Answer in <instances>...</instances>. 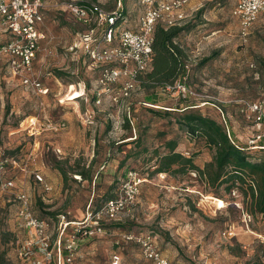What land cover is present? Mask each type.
Here are the masks:
<instances>
[{
    "label": "rangeland",
    "instance_id": "obj_1",
    "mask_svg": "<svg viewBox=\"0 0 264 264\" xmlns=\"http://www.w3.org/2000/svg\"><path fill=\"white\" fill-rule=\"evenodd\" d=\"M65 1L44 0L47 39L35 73L49 89L47 95L39 97L0 64V148L9 160L0 175V264H33L21 255L27 236L19 226L20 192L30 196L34 213L48 220L49 232L58 240L60 214L81 222L91 200L96 207L115 196L130 169L145 179L136 203L120 220L105 222L107 234L81 236L74 264H110L114 254L121 256L120 264H154L137 245L122 240V231L152 234L172 264H264V215L251 211L241 185L235 197L225 184L210 185L200 173L155 172L158 155L169 152L165 144L173 138L179 139L176 151L195 156L201 169L212 160L213 152L203 142L179 130L176 118L188 108L217 121L224 115L245 146L264 134L239 110L240 100H264V14L244 39L232 13L235 0H192L182 23L191 29L177 40L188 54L187 74L180 82L189 93L139 87L117 104L107 99L95 105L98 71L84 62L80 49H70L87 28L63 11ZM98 1L126 15L128 22L116 29L137 23L144 10L142 0ZM4 30L0 25V43L10 38ZM149 94L157 97L155 105L146 102ZM152 109L170 112V118ZM35 118L39 126L48 120L66 125L35 133L27 128ZM87 168L90 178L75 176ZM36 173L44 180L38 181ZM7 181L13 185L5 187Z\"/></svg>",
    "mask_w": 264,
    "mask_h": 264
},
{
    "label": "built area",
    "instance_id": "obj_2",
    "mask_svg": "<svg viewBox=\"0 0 264 264\" xmlns=\"http://www.w3.org/2000/svg\"><path fill=\"white\" fill-rule=\"evenodd\" d=\"M192 0H142L144 10L136 23V28L124 27L116 29V25L126 21L122 12L107 10L98 0L90 3L82 0H67L62 3L63 11L67 12L84 25L87 30L81 33L77 44L70 49H80L84 62L89 63L98 71L96 79L95 105L107 100L117 104L123 97L139 88V76L152 68L154 32L157 25L166 27L182 25L188 19L184 8ZM44 0H0V25L10 36L9 40L0 43V64L8 67L14 77L30 88L39 97L48 94L35 73V61L40 51L41 43L47 39L42 28L44 23ZM233 16L239 21L241 38L246 39L251 28L259 17L264 14V0H235ZM76 51V50H75ZM167 90L183 96L189 89L180 81ZM240 112L252 120L258 129L264 128V100H240ZM41 104H43L41 102ZM223 118L225 119L224 115ZM35 118L28 126L38 131H60L66 123L48 120L37 124ZM227 130L230 135L229 127ZM250 140V148H264L257 144L264 139V134ZM9 164L5 153L0 148V175ZM78 179L81 177L75 175ZM38 181L43 176L36 173ZM144 178L137 170L130 169L122 181L119 192L107 200L100 208L95 209L91 203L87 205L85 219L72 221L62 213L58 216V240L52 238L49 232V222L34 213L32 201L26 192L17 195L19 202V226L26 230V239L21 247V255L31 258L33 264H74L78 243L81 236L107 234L106 221H118L132 207L139 195ZM13 185L12 181L5 182V187ZM236 197L240 193L233 189ZM231 232H226V235ZM124 242L137 245L145 258L154 264H172L164 255L152 234H132L121 232ZM264 242V241H263ZM121 256L114 254L110 264H120Z\"/></svg>",
    "mask_w": 264,
    "mask_h": 264
},
{
    "label": "trees",
    "instance_id": "obj_3",
    "mask_svg": "<svg viewBox=\"0 0 264 264\" xmlns=\"http://www.w3.org/2000/svg\"><path fill=\"white\" fill-rule=\"evenodd\" d=\"M190 29V24L170 27L157 25L154 32L152 68L139 76L140 88L146 91L165 89L175 85L186 76L188 54L177 40ZM210 59H205V62ZM56 75L63 77V73L57 70ZM146 100L153 105L158 102L153 94H149ZM152 111L170 118V112H160L156 109ZM183 112L185 113L182 116L176 118L179 130L189 139L203 142L213 152L212 160L201 169L195 163V156H186L176 151L179 139L173 138L165 144L169 150L168 153L158 155V149L155 148V154L159 156V164L155 172L200 173L204 175L208 184L213 186L225 184L227 186L225 189L229 192L241 185L245 195L250 198L251 211L264 215V148L250 149V146H245L238 141L235 132H232L230 128L229 135L227 130L229 126L224 118L217 121L195 108H188ZM126 121L127 127L129 122L127 119ZM259 145L264 146V139ZM88 169H82L75 175H79L81 180L88 179L90 178ZM66 174L64 173L65 176ZM110 198L108 196L103 198V201H100L94 208H100ZM90 203L93 206V199ZM47 214L54 215L50 212Z\"/></svg>",
    "mask_w": 264,
    "mask_h": 264
},
{
    "label": "crops",
    "instance_id": "obj_4",
    "mask_svg": "<svg viewBox=\"0 0 264 264\" xmlns=\"http://www.w3.org/2000/svg\"><path fill=\"white\" fill-rule=\"evenodd\" d=\"M195 4L196 3H198L197 1H193ZM191 5V4H190ZM128 19H126V21H127ZM128 22V21H127ZM128 27H130V28H133V29H135L136 28V22H133V23H131V24H129V26ZM86 209H87V207H86Z\"/></svg>",
    "mask_w": 264,
    "mask_h": 264
}]
</instances>
